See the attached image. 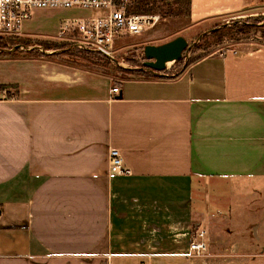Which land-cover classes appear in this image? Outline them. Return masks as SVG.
<instances>
[{
    "label": "crops",
    "instance_id": "1",
    "mask_svg": "<svg viewBox=\"0 0 264 264\" xmlns=\"http://www.w3.org/2000/svg\"><path fill=\"white\" fill-rule=\"evenodd\" d=\"M258 2L190 0L186 18L208 35ZM0 69L11 87L0 102V264H198L187 256L196 231L208 247L199 258L264 264V44L171 76L111 79L48 57ZM111 149L130 174L109 172ZM238 181L253 185L239 210L225 191Z\"/></svg>",
    "mask_w": 264,
    "mask_h": 264
},
{
    "label": "rangeland",
    "instance_id": "2",
    "mask_svg": "<svg viewBox=\"0 0 264 264\" xmlns=\"http://www.w3.org/2000/svg\"><path fill=\"white\" fill-rule=\"evenodd\" d=\"M162 1L167 3L171 10H174L175 0ZM134 2V0H116L118 6L124 7L126 11L133 6ZM159 9L160 11L151 14L136 13L157 16L158 20L155 25L149 27L139 36L126 38L118 43L114 47L112 59H105L93 52L74 47L80 41L76 35L71 37L59 36L56 32L58 25L65 19L72 17V11L61 9L36 11L37 13L32 16L30 24L23 27V31L30 32L24 33L19 38L0 40V59L11 57L45 59L48 57V59L60 64L93 71L111 79L146 78L165 74L167 76L175 75L198 58L215 54L220 50L236 45L252 41L264 44V16H261L262 13L264 14V3L258 2L242 13L223 18L219 23H215V26L219 25V31L208 35H200L202 34L201 29L190 26L191 24L186 18L187 8L184 2L180 8V16L166 15L165 11L168 8H162L160 4ZM176 37H182L187 42L179 61L167 64L165 72L161 73L143 67L145 61L143 49L146 45H161ZM2 72L8 71L0 69V76L3 75ZM225 191H230V195H233L231 204L239 210L246 203H249L248 195L245 196L248 193L252 194L253 185L238 181L234 185H230L229 188L226 186ZM250 234L249 231L248 239ZM210 258H197V260L199 259L198 264H234L217 262Z\"/></svg>",
    "mask_w": 264,
    "mask_h": 264
},
{
    "label": "built area",
    "instance_id": "3",
    "mask_svg": "<svg viewBox=\"0 0 264 264\" xmlns=\"http://www.w3.org/2000/svg\"><path fill=\"white\" fill-rule=\"evenodd\" d=\"M58 9L92 13L87 17L65 19L58 26V34L61 37L78 36L80 41L74 47L107 59L113 58L114 47L123 39L141 34L158 20L157 16L127 13L124 7L118 6L116 0H0V39L23 36L24 24L36 11ZM110 93L117 94V87H113ZM10 99L11 96L6 90H0V102ZM258 99L264 100V96ZM108 170L111 174L119 176L130 174L124 167L120 152L116 149L108 152ZM207 250L205 233L196 231L189 242L187 256L203 257Z\"/></svg>",
    "mask_w": 264,
    "mask_h": 264
},
{
    "label": "water",
    "instance_id": "4",
    "mask_svg": "<svg viewBox=\"0 0 264 264\" xmlns=\"http://www.w3.org/2000/svg\"><path fill=\"white\" fill-rule=\"evenodd\" d=\"M187 42L182 37H176L161 45H146L143 49L145 61L143 67L154 72H162L168 63L177 62L181 59Z\"/></svg>",
    "mask_w": 264,
    "mask_h": 264
},
{
    "label": "trees",
    "instance_id": "5",
    "mask_svg": "<svg viewBox=\"0 0 264 264\" xmlns=\"http://www.w3.org/2000/svg\"><path fill=\"white\" fill-rule=\"evenodd\" d=\"M134 1L135 2L133 4V6L129 9H127V13H132V12L133 13H143V14L156 13L158 10L160 11V9H159V4H160L162 8H168V10L165 11V14L168 16H170V15L180 16L181 15L180 8L182 6V3L184 2L186 4V8L188 10V6H189V2H190V0H183V2H180V0H175L174 4H173L175 8H174V10H171L169 8L168 4L164 3L162 0H134ZM0 40H3V39H0ZM98 56H100V55H98ZM100 57L104 58L103 56H100ZM196 60H194V61H196ZM8 88H11V87L10 86H0V90L8 89Z\"/></svg>",
    "mask_w": 264,
    "mask_h": 264
},
{
    "label": "bare ground",
    "instance_id": "6",
    "mask_svg": "<svg viewBox=\"0 0 264 264\" xmlns=\"http://www.w3.org/2000/svg\"><path fill=\"white\" fill-rule=\"evenodd\" d=\"M169 64V63H168Z\"/></svg>",
    "mask_w": 264,
    "mask_h": 264
}]
</instances>
